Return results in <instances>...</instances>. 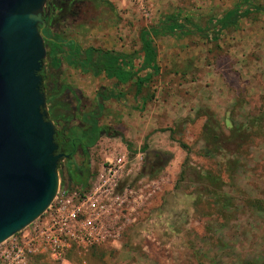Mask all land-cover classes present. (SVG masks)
<instances>
[{
    "label": "rangeland",
    "instance_id": "obj_1",
    "mask_svg": "<svg viewBox=\"0 0 264 264\" xmlns=\"http://www.w3.org/2000/svg\"><path fill=\"white\" fill-rule=\"evenodd\" d=\"M142 7L146 16L133 0H91L84 28H64L65 36L80 48L124 55L137 69L138 34L153 28L156 33L148 37L157 58L148 80L136 97L131 83L119 88L121 101H100L98 124L123 137L126 126L136 131L156 108L177 115L145 136L124 133L130 149L119 137L102 135L87 150L89 177L83 189L105 160L124 153L130 169L117 185L130 193L105 220L111 237L98 246L62 249L57 259L32 256L27 264H264V0H142ZM225 12L236 16V24L218 30L216 20ZM175 22L188 32L170 36L166 26ZM61 81L92 104L95 91L116 90L102 75L65 67ZM224 89L233 95L231 102L215 99ZM205 109L225 135L233 128L243 133L234 154L202 155ZM73 159L75 164L81 160L77 155ZM56 173L57 192L78 187L68 182L63 159ZM207 175L219 180L229 199L226 219L214 210Z\"/></svg>",
    "mask_w": 264,
    "mask_h": 264
},
{
    "label": "water",
    "instance_id": "obj_2",
    "mask_svg": "<svg viewBox=\"0 0 264 264\" xmlns=\"http://www.w3.org/2000/svg\"><path fill=\"white\" fill-rule=\"evenodd\" d=\"M45 2L0 0V243L40 217L58 187L63 155L38 74Z\"/></svg>",
    "mask_w": 264,
    "mask_h": 264
},
{
    "label": "built area",
    "instance_id": "obj_3",
    "mask_svg": "<svg viewBox=\"0 0 264 264\" xmlns=\"http://www.w3.org/2000/svg\"><path fill=\"white\" fill-rule=\"evenodd\" d=\"M146 16L142 0H133ZM124 153L105 160L89 188L61 189L43 214L0 243V264H27L32 256L57 259L70 246H98L111 237L105 220L130 190L119 191L118 181L130 169Z\"/></svg>",
    "mask_w": 264,
    "mask_h": 264
},
{
    "label": "trees",
    "instance_id": "obj_4",
    "mask_svg": "<svg viewBox=\"0 0 264 264\" xmlns=\"http://www.w3.org/2000/svg\"><path fill=\"white\" fill-rule=\"evenodd\" d=\"M101 4L110 8V4L106 1H102ZM250 10L262 11L263 9L250 7ZM236 21L237 18L234 14L231 12H225L216 20L219 26L218 30L234 26ZM181 28V23L175 22L168 27V30L172 33L177 29L180 30ZM146 36L147 34L143 31L138 34L140 52L143 56L142 66H151L152 68L154 64L155 50L149 40H146ZM45 44L46 42L43 41L44 46ZM51 58L53 59L54 56L52 55ZM122 59L123 57L120 55H114L112 52L102 51L99 49L96 50L93 48H87L86 50L80 52L72 42H67V46H64L61 40V60L65 61L67 65L75 69H79L82 73L90 72L93 77L103 74L106 79H114L116 81L114 89L117 84H124L136 75V71L134 72L130 68L128 70H122ZM118 60L119 64H117ZM147 80L148 77L135 78V82L133 83L135 95L140 92L141 86ZM99 98L101 101H106L111 98L120 100L122 98V94L117 93L114 90H110L102 97L99 95ZM98 105L99 110L102 111L103 108L101 103H98ZM202 114L205 117L201 138L202 155L210 158L214 157L218 153H230V155L234 154L237 149L240 148L238 141L243 139V133H241L237 128H233L225 135L221 131L219 124L215 121L212 112L205 109ZM102 131L105 132L104 135H111V137L117 136L121 142L125 143L123 137L119 133L112 131L110 134L108 127L102 126L99 128L95 126V123H93L92 132L89 136H79L78 134L76 135L72 133L71 130H68L67 134L63 135V132L61 131V154L63 155L62 159L65 161L68 182L78 186H84L86 184L89 172L87 159L83 150L85 146H92L98 139L99 133ZM79 142H82V144L80 145ZM125 145L127 149H130V146L127 143H125ZM179 146L186 150V146L184 144H179ZM77 151H79L82 160L81 163L76 166L73 161V156ZM64 156H66L65 159ZM206 179L209 181L208 184L210 185V189L208 193L211 196V203L214 210L217 214L222 216V219H226L229 213L226 204L229 202V199L222 193L221 187H219V180L215 176L207 175ZM261 212L264 215V209H262Z\"/></svg>",
    "mask_w": 264,
    "mask_h": 264
},
{
    "label": "flooded vegetation",
    "instance_id": "obj_5",
    "mask_svg": "<svg viewBox=\"0 0 264 264\" xmlns=\"http://www.w3.org/2000/svg\"><path fill=\"white\" fill-rule=\"evenodd\" d=\"M90 4L91 0H46L42 8L41 19L43 26L40 30V35L42 41H45L46 44L45 46L43 45L44 58L38 74L41 76V92L44 95L47 120L53 124V139L57 146L56 153L60 155L61 131L63 135L67 134L68 130H71L76 135L89 136L92 132L93 123L99 128L104 126L98 124L102 112L98 108V103L101 101L99 95L102 97L108 91L104 89L95 91L92 97V104L76 87L61 81V70L64 67L75 69L61 60V40L64 46H67V42H72L80 52L87 48H92L91 46L80 48L72 37L65 36L64 31V28L76 27L80 30L84 28ZM52 55L54 56L53 59L51 58ZM77 70L82 73L79 69ZM83 74L91 75L90 72ZM101 106L103 108L102 104ZM104 133V131L100 132L99 137L104 135ZM79 143L80 145L82 144V142ZM92 146H85L83 150L88 167L87 150ZM76 155L82 160L79 151L74 154V156ZM60 160L61 158L58 161Z\"/></svg>",
    "mask_w": 264,
    "mask_h": 264
},
{
    "label": "crops",
    "instance_id": "obj_6",
    "mask_svg": "<svg viewBox=\"0 0 264 264\" xmlns=\"http://www.w3.org/2000/svg\"><path fill=\"white\" fill-rule=\"evenodd\" d=\"M182 25V24H181ZM168 27H169V25L168 26H166V29H167V33L170 35V36H174V37H178L179 35H181V34H183L182 32H180V31H183V32H188V30L189 29H186V28H182V29H180V30H175L174 32H169V30H168ZM183 27V26H182ZM158 28V27H157ZM158 30H159V28H158ZM155 30L152 28V29H146V30H143V32H145L146 34H147V36L145 37L146 38V40H149L150 38L148 37V35H150L152 32H154ZM142 32V31H141ZM156 32H154V34H155ZM149 42H150V40H149ZM158 42H160V41H155V43H157L158 44ZM151 43V42H150ZM151 45H152V43H151ZM153 46V45H152ZM156 47H157V45H156ZM153 48H154V46H153ZM94 49H96V48H94ZM97 50V49H96ZM154 50H155V57H154V64H155V61H156V58H157V55H156V52H157V49H155L154 48ZM114 55H120V54H115V53H113ZM120 56H122L123 57V59H122V70H128L129 68L132 70V71H136V75L135 76H133L129 81H127L126 83H124V84H117V88H118V90H117V88H115L116 90H115V92H119V93H121L122 94V98L121 99H123V93L122 92H120L119 91V88L120 87H124V86H127V87H129L130 86V84L131 83H134L135 82V79H133L134 77L136 78V77H140V78H143V77H146V75L149 73L148 72V70H150V68H151V66L150 67H147V66H142V60H143V56H142V53L140 52V46H139V57H138V63H137V65H138V68L137 69H134L133 67H132V62L130 61L131 59H129V58H127V57H124V55H120ZM118 63L117 64H119V60L117 61ZM153 64V65H154ZM144 73V75H142V76H138V73ZM102 76H103V74H101ZM91 76V75H90ZM100 76V75H99ZM91 77H93V76H91ZM98 77V76H97ZM104 77V76H103ZM105 78V77H104ZM106 79V78H105ZM107 80H111L112 81V86L113 87H115V84H116V81L114 80V79H107ZM144 84V83H143ZM224 87V86H223ZM226 89H224V91L222 92L221 90H218L217 91V94H219L218 96L216 95V97H215V99H217L219 102H221V103H223L222 101H224L225 103H228V102H231V99H233V95L232 94H228V92L227 91H225ZM110 91V90H109ZM209 91H211V88L210 87H208V89H207V93L209 92ZM139 94V93H138ZM138 94L137 95H135V90H134V92H133V95L132 96H138ZM127 99H128V97H126ZM193 98H195L194 96H193ZM193 98H192V101H193ZM121 99L120 100H116L115 98H111V100L112 101H114V102H116V101H121ZM226 99V100H225ZM128 104V103H127ZM209 106L211 107V109L213 108V105H211V104H209ZM124 107V106H123ZM139 109H140V107H139ZM125 111H126V108L124 109ZM128 110H129V107H128ZM125 111H123L122 110V114L123 115H129L130 117H132L133 116V114L132 113H130V112H125ZM147 111H149V110H147ZM163 109L161 108V109H159V108H156V109H154V110H152L151 112H148V113H146V120H145V122H143V124L141 125V126H139V124H138V126H137V129H136V131L138 132V133H140V134H143V136H145V135H147V131L149 132V131H153V130H155V129H157V128H161V127H166V126H168V125H161V123H165V124H167L168 122L170 123L171 121H173V119L176 117V112H174V111H169V116H167L166 115V113H165V115H164V113H163ZM165 112H166V110H165ZM125 116H123V118H126ZM163 123V124H164ZM126 128V131L124 132V131H121L120 133L123 135V137H124V133H125V135H129V136H131L132 135V133L133 132H136L135 131V128L133 129V128H131V127H128V126H126L125 127ZM119 130V129H118ZM120 131V130H119ZM166 133L168 132V131H165ZM164 132V133H165ZM155 134H157V132L155 133ZM154 137V136H153ZM124 139V138H123ZM129 141V143H131L132 141L131 140H128ZM133 143V142H132ZM130 146V145H129ZM132 147V146H131ZM134 147V146H133ZM123 150L125 151V149L123 148Z\"/></svg>",
    "mask_w": 264,
    "mask_h": 264
}]
</instances>
